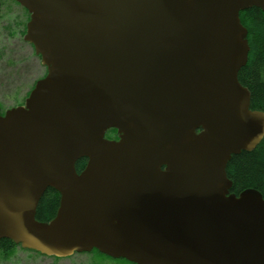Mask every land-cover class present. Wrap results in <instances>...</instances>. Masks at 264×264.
<instances>
[{
    "label": "water",
    "instance_id": "95a60500",
    "mask_svg": "<svg viewBox=\"0 0 264 264\" xmlns=\"http://www.w3.org/2000/svg\"><path fill=\"white\" fill-rule=\"evenodd\" d=\"M14 1L47 75L0 109V240L56 258L264 264V198L231 194L226 172L264 139L238 79L240 13L264 0ZM48 188L60 206L42 223Z\"/></svg>",
    "mask_w": 264,
    "mask_h": 264
},
{
    "label": "rangeland",
    "instance_id": "374dc122",
    "mask_svg": "<svg viewBox=\"0 0 264 264\" xmlns=\"http://www.w3.org/2000/svg\"><path fill=\"white\" fill-rule=\"evenodd\" d=\"M0 14V109L2 114L24 105L36 83L47 75L41 57L25 41L29 12L14 0H1ZM0 264H132L97 252L76 253L67 258L39 256L21 247L10 254L0 250Z\"/></svg>",
    "mask_w": 264,
    "mask_h": 264
},
{
    "label": "trees",
    "instance_id": "16d2710c",
    "mask_svg": "<svg viewBox=\"0 0 264 264\" xmlns=\"http://www.w3.org/2000/svg\"><path fill=\"white\" fill-rule=\"evenodd\" d=\"M1 10L0 0V14ZM240 19L248 30L250 51L247 65L240 70L238 79L251 94V109L264 112V10L253 7L241 12ZM115 132L116 130L112 129L107 135ZM87 162L86 158L78 160L76 163L78 174L85 169ZM226 172L232 182L231 194L238 196L244 191L255 190L264 198V139L253 151H243L239 155H234L227 165ZM60 198L56 190L48 188L37 207L36 220L42 223L50 222L57 214ZM16 247L21 246L9 239L0 240V250L6 255ZM93 252L101 254L97 250ZM34 253L41 256L37 252Z\"/></svg>",
    "mask_w": 264,
    "mask_h": 264
},
{
    "label": "flooded vegetation",
    "instance_id": "af4514ba",
    "mask_svg": "<svg viewBox=\"0 0 264 264\" xmlns=\"http://www.w3.org/2000/svg\"><path fill=\"white\" fill-rule=\"evenodd\" d=\"M107 134H106V137L108 139H110V140H119V135H118L117 131L115 132V134H111V135H107Z\"/></svg>",
    "mask_w": 264,
    "mask_h": 264
}]
</instances>
